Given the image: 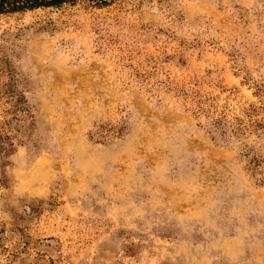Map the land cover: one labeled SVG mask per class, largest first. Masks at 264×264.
<instances>
[{
    "label": "rangeland",
    "instance_id": "obj_1",
    "mask_svg": "<svg viewBox=\"0 0 264 264\" xmlns=\"http://www.w3.org/2000/svg\"><path fill=\"white\" fill-rule=\"evenodd\" d=\"M0 264H264V0L0 14Z\"/></svg>",
    "mask_w": 264,
    "mask_h": 264
},
{
    "label": "trees",
    "instance_id": "obj_2",
    "mask_svg": "<svg viewBox=\"0 0 264 264\" xmlns=\"http://www.w3.org/2000/svg\"><path fill=\"white\" fill-rule=\"evenodd\" d=\"M78 1H86L96 7H103L115 0H0V14L40 7H61L63 5H73ZM251 162V170L255 173L258 171L259 161L255 158Z\"/></svg>",
    "mask_w": 264,
    "mask_h": 264
}]
</instances>
